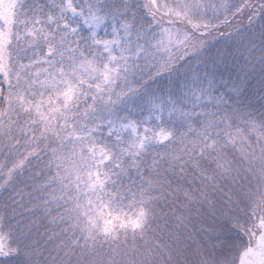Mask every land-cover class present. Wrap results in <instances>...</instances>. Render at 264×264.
I'll list each match as a JSON object with an SVG mask.
<instances>
[{
	"label": "snow or ice",
	"instance_id": "6c2138e0",
	"mask_svg": "<svg viewBox=\"0 0 264 264\" xmlns=\"http://www.w3.org/2000/svg\"><path fill=\"white\" fill-rule=\"evenodd\" d=\"M0 264H264V0H0Z\"/></svg>",
	"mask_w": 264,
	"mask_h": 264
}]
</instances>
